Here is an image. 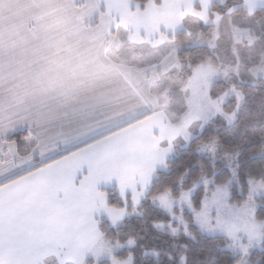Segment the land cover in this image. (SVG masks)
Wrapping results in <instances>:
<instances>
[{
	"label": "snow or ice",
	"instance_id": "snow-or-ice-1",
	"mask_svg": "<svg viewBox=\"0 0 264 264\" xmlns=\"http://www.w3.org/2000/svg\"><path fill=\"white\" fill-rule=\"evenodd\" d=\"M0 264H264V0H0Z\"/></svg>",
	"mask_w": 264,
	"mask_h": 264
}]
</instances>
